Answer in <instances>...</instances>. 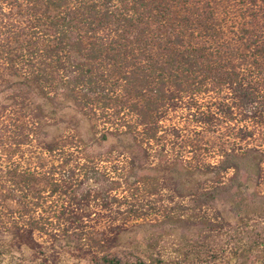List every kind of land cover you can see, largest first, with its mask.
I'll list each match as a JSON object with an SVG mask.
<instances>
[{"label": "trees", "instance_id": "16d2710c", "mask_svg": "<svg viewBox=\"0 0 264 264\" xmlns=\"http://www.w3.org/2000/svg\"><path fill=\"white\" fill-rule=\"evenodd\" d=\"M0 89V264L158 262L161 233L107 222L123 185L164 194L171 225L185 203L264 219V0H0ZM229 249L218 264H264V237Z\"/></svg>", "mask_w": 264, "mask_h": 264}, {"label": "rangeland", "instance_id": "374dc122", "mask_svg": "<svg viewBox=\"0 0 264 264\" xmlns=\"http://www.w3.org/2000/svg\"><path fill=\"white\" fill-rule=\"evenodd\" d=\"M0 91L2 90L0 89ZM6 95L7 92L0 93V103ZM2 141L3 142H0V159H2L1 157H4L9 150L7 147L5 148V146L2 148L1 145L3 143H7L6 137H4ZM111 143H113V141H109L108 144H104L98 151H101L104 146L106 147ZM128 181L130 182L132 179H129ZM103 189H105V186ZM118 193L119 195L127 196L128 203L122 204L119 208L120 212L118 214H113V216H109L107 222L114 223V221L117 222L123 220L131 223L133 219H137L139 224H144L140 235L146 234V230L158 231L161 233V238L159 240L160 247L156 250V253H158L156 256L158 262H150L146 258H143L146 264H178L181 262V257L176 254V250L189 244L194 245L193 249L198 254L204 253V256H201L200 258L203 264H218L219 254L221 256L223 254V250L228 252L230 250V246L233 249L241 247L247 240V237L255 240L264 237V219L255 218L246 225V223H240V221H238V219H236L229 212L228 208L222 205H217V207L210 210L207 208L194 210L191 204L188 205L185 203L183 205L187 206L182 205L180 207H173L171 204L170 209H174L173 221H176L171 225L170 223L165 222L167 218L164 216L165 211L162 208L165 207L163 206L165 203L163 198L164 194H162V197H158L156 195L152 198H146L141 192L132 187H129L127 190L125 185H123L122 190L118 191ZM135 200H138V202ZM152 200H154L153 202H156L154 210H150L149 208ZM132 201L138 206L140 211L144 212L141 216H139V218H133L131 214L127 213V209L130 205H132ZM176 202H178V200ZM169 210L168 212H170ZM206 214H209L212 219L214 218V220L211 225L201 227L199 224L200 221L197 219L202 216H206ZM178 218L186 219V224H176ZM259 225H262V227L258 228ZM169 226L177 229L170 230L168 228ZM31 253V251L24 249L22 255L31 260L35 258L34 255H31ZM43 253L48 256V259L52 263L89 264L86 258L78 257L75 252L66 249L51 250L46 247L43 249ZM113 254L121 260L122 264L133 261L135 255H139L122 246L115 249ZM216 257L218 260H215ZM191 262L193 261H189V263ZM4 264L8 263L4 262Z\"/></svg>", "mask_w": 264, "mask_h": 264}]
</instances>
